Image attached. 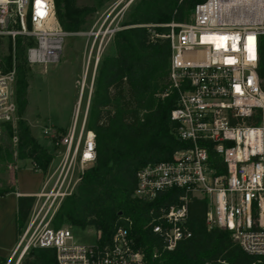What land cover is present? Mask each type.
Here are the masks:
<instances>
[{"label":"built area","instance_id":"obj_1","mask_svg":"<svg viewBox=\"0 0 264 264\" xmlns=\"http://www.w3.org/2000/svg\"><path fill=\"white\" fill-rule=\"evenodd\" d=\"M118 16L87 34V70L91 59L96 56L97 65L105 46L126 28ZM166 26L170 28L165 36L171 46L170 86L161 97L178 95L171 120L177 124L178 138L190 147L177 152L172 161L140 169L134 196L153 201L170 189L184 192L180 205L162 209L149 223L162 251L172 252L181 240L191 237L189 199H207L208 231L230 232L245 253L263 263L264 80L259 69L264 0H205L195 6L187 22ZM66 36L54 0H0V38L31 40L28 65L38 60L59 62ZM15 86V70H0V136L10 128L17 146ZM87 118L88 113L79 123L77 113L68 133L55 142L63 151L33 196L32 210L7 264L17 256L20 263L32 248L54 249L57 264L145 263L130 236L128 220V226L120 227L112 244L105 247L75 244L69 228L52 226L64 200L75 193L82 174L95 163L96 135L88 128ZM43 134L57 139L49 129ZM210 152L220 166L211 160Z\"/></svg>","mask_w":264,"mask_h":264},{"label":"trees","instance_id":"obj_2","mask_svg":"<svg viewBox=\"0 0 264 264\" xmlns=\"http://www.w3.org/2000/svg\"><path fill=\"white\" fill-rule=\"evenodd\" d=\"M205 0H141L130 14L126 28L112 40L114 54L99 64L87 125L96 135V159L86 169L75 193L66 198L52 221L56 229L65 225L90 227L100 237L99 247L112 244L120 227L131 223L130 236L144 254V264H264L245 253L231 233L213 228L208 231V200L190 198L187 228L191 237L181 240L174 251H162L160 240L149 226L162 209L180 205L182 190L170 189L153 201L134 196L137 172L151 164L172 161L174 155L190 147L177 136L171 120L178 95H161L170 86L171 46L165 36L171 23L183 24ZM57 19L67 33L80 32L85 13L74 0H54ZM11 40V39H10ZM32 41L16 38L13 53L0 70L16 72L15 96L18 106V159L29 160L35 172L46 173L53 160L39 144L23 115L28 107V49ZM264 80V49L259 69ZM7 134H11L8 128ZM210 158L221 161L210 152ZM0 189V198L15 193ZM34 204L33 197H18L16 234H21ZM0 255V264H7ZM20 264H57L51 248H32Z\"/></svg>","mask_w":264,"mask_h":264},{"label":"rangeland","instance_id":"obj_3","mask_svg":"<svg viewBox=\"0 0 264 264\" xmlns=\"http://www.w3.org/2000/svg\"><path fill=\"white\" fill-rule=\"evenodd\" d=\"M141 0H74L75 8L85 13L83 29L77 33H67L61 43L60 61H34L27 66L29 93L28 107L23 120L32 128L39 144L49 150L53 156L46 173L52 172L57 166L63 148L56 146L55 142L71 129L73 120L78 113V122L84 121L92 100L95 80L101 60L105 56L114 54L112 42L108 43L96 65V56L89 61V48L87 34L97 30L107 21L112 23L118 16L121 25L126 27L130 14ZM115 6H119L112 12ZM124 9V12L121 10ZM124 14V15H123ZM34 48L38 47L33 42ZM14 42L8 38H0V62L7 64L12 56ZM49 129L50 134L57 139H44V130ZM32 133V135H33ZM17 146L13 142L12 134L0 136V189H15V174L18 169L30 167L32 163L18 159ZM27 164V165H25ZM33 166V165H32ZM34 170V167H33ZM35 171V170H34ZM73 235V242L78 245H97V233L87 227L80 229L65 225ZM12 252L7 256V263ZM17 256L11 264L18 263Z\"/></svg>","mask_w":264,"mask_h":264},{"label":"crops","instance_id":"obj_4","mask_svg":"<svg viewBox=\"0 0 264 264\" xmlns=\"http://www.w3.org/2000/svg\"><path fill=\"white\" fill-rule=\"evenodd\" d=\"M33 136L37 138L34 133ZM27 161L29 160L24 162ZM43 180V174L35 172L32 165L18 169L15 174L14 188L16 192L0 198V255L7 257L17 244L16 213L18 197H33L41 190Z\"/></svg>","mask_w":264,"mask_h":264}]
</instances>
